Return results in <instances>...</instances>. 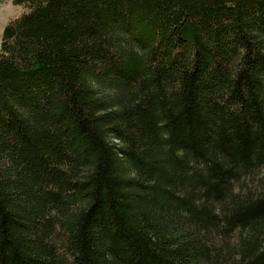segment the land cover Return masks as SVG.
<instances>
[{
	"label": "trees",
	"instance_id": "trees-1",
	"mask_svg": "<svg viewBox=\"0 0 264 264\" xmlns=\"http://www.w3.org/2000/svg\"><path fill=\"white\" fill-rule=\"evenodd\" d=\"M14 3L0 264H264V0Z\"/></svg>",
	"mask_w": 264,
	"mask_h": 264
},
{
	"label": "rangeland",
	"instance_id": "rangeland-1",
	"mask_svg": "<svg viewBox=\"0 0 264 264\" xmlns=\"http://www.w3.org/2000/svg\"><path fill=\"white\" fill-rule=\"evenodd\" d=\"M22 6L15 5L14 0H0V47L6 26L23 14Z\"/></svg>",
	"mask_w": 264,
	"mask_h": 264
}]
</instances>
